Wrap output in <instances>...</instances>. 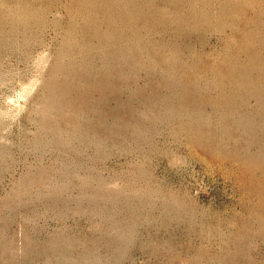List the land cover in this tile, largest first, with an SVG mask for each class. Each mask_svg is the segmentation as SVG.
Here are the masks:
<instances>
[{
    "label": "rangeland",
    "instance_id": "1",
    "mask_svg": "<svg viewBox=\"0 0 264 264\" xmlns=\"http://www.w3.org/2000/svg\"><path fill=\"white\" fill-rule=\"evenodd\" d=\"M0 264H264V0H0Z\"/></svg>",
    "mask_w": 264,
    "mask_h": 264
}]
</instances>
